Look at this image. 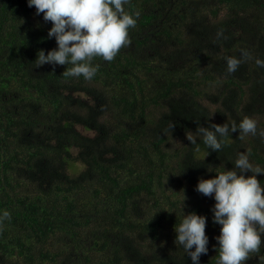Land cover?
Here are the masks:
<instances>
[{"label": "trees", "instance_id": "trees-1", "mask_svg": "<svg viewBox=\"0 0 264 264\" xmlns=\"http://www.w3.org/2000/svg\"><path fill=\"white\" fill-rule=\"evenodd\" d=\"M125 9L139 13L130 43L111 62L96 57L85 80L62 74L71 65L36 66L39 50L57 47L51 21L27 0H0V210L10 213L0 264H192L174 242L183 207L206 217L200 264H216L221 226L198 180L233 168L241 152L264 167L259 135L232 133L219 152L186 138L244 117L264 128L255 62L264 60V0H129ZM241 51L253 59L228 74L225 57ZM164 181L184 198L151 213ZM246 264H264V243Z\"/></svg>", "mask_w": 264, "mask_h": 264}, {"label": "clouds", "instance_id": "clouds-1", "mask_svg": "<svg viewBox=\"0 0 264 264\" xmlns=\"http://www.w3.org/2000/svg\"><path fill=\"white\" fill-rule=\"evenodd\" d=\"M128 3L129 0H27L29 7L35 6L37 15L42 13L45 21H51L48 38L54 37L57 45L47 54L39 50L35 65H71L62 73L64 76L91 80L98 71L96 57L111 62L130 43L129 30L136 27L139 13L126 11ZM250 59L253 57L247 51H241L238 58L225 57L226 72L234 73ZM255 62L264 67V60L257 58ZM232 133H238L241 140L247 135L264 138V128H258L250 117L242 118L238 124L198 125L195 134L187 132L186 138L196 145L199 137L207 149L219 152ZM233 165L231 169L216 171L211 178H200L196 185V191L215 201L212 220L221 226L215 237L216 264H246L249 254L257 252L264 243V185L257 179L258 174H264V167L253 165L243 152L236 156ZM9 218L6 209L0 210V221ZM205 226L206 217L196 212H183L174 226V242L192 264H200L199 257L208 252Z\"/></svg>", "mask_w": 264, "mask_h": 264}, {"label": "rangeland", "instance_id": "rangeland-1", "mask_svg": "<svg viewBox=\"0 0 264 264\" xmlns=\"http://www.w3.org/2000/svg\"><path fill=\"white\" fill-rule=\"evenodd\" d=\"M203 102H205V101L203 100ZM210 107H211V109H213V105H211ZM180 141H181L180 137H177L176 139L172 140V143L169 146V149L167 151V153L169 155H172L171 157L170 156L166 157V160H169L168 162L174 161L175 156L173 155V153H174V150L176 148H180L181 147V142ZM159 189L164 194H163V197L161 198V197H159V191H157L156 194L158 195V199L160 201V204L157 205L155 209H151V213H155L159 209L163 210V209H166V208H173L172 205H171V202H173L175 200V202L177 203L178 199L181 200L182 198H184L185 192H183V190L180 188V184L175 183V181H172L170 184H168L167 181H164L163 185ZM184 206L190 208L191 205H190V203H187ZM183 210H184V213H186L187 209H185L183 207Z\"/></svg>", "mask_w": 264, "mask_h": 264}]
</instances>
